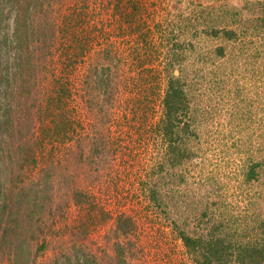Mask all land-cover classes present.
Returning <instances> with one entry per match:
<instances>
[{"label":"rangeland","instance_id":"rangeland-1","mask_svg":"<svg viewBox=\"0 0 264 264\" xmlns=\"http://www.w3.org/2000/svg\"><path fill=\"white\" fill-rule=\"evenodd\" d=\"M49 8L50 20L56 23L55 39L51 53L38 62L42 91H32L40 99L23 92L20 81L14 96L0 99V104L9 100L7 118L11 115L13 119L0 128V144L9 145L13 154V161L8 157L0 161L1 179L13 188L16 184L31 186V180L42 178L43 156H68L70 164H84L83 174L74 175L84 195L75 201L64 177L73 173L56 166L48 170L55 176L60 173L54 179L62 186L56 194L50 192L54 195L50 204L48 197L40 204L28 189L13 209L10 206L3 212L0 205V216L6 219L3 226L11 228L6 238L18 242L8 249L11 240L5 241L0 232V264H199L181 239L180 228L198 230L206 221L205 211L215 213V220L230 218L232 227L240 231L255 225V218H264L262 185L255 181L252 189L244 180L245 164L264 159V0H55ZM68 27L80 37L88 36L82 43L88 50L73 58V66L65 67L71 34L64 28ZM210 28L234 29L238 38L228 39L222 31L217 36L207 34ZM1 32H8L7 28ZM51 32H46L48 38ZM183 41H192L196 52L185 51L183 72L177 66L172 73L181 77L189 92L188 121L194 136L187 147L195 154L175 169L165 162L170 171L164 172V182L162 175L152 173L161 158L168 161L167 144L154 124L162 114L168 75L165 55ZM219 45L226 47V56H216ZM106 47H113V54L122 60L126 76L119 70L120 77L123 81L130 77L131 84L125 80L127 87L122 85L114 106L100 109L103 94L94 67L109 63L100 51ZM200 53L213 59L200 61ZM63 75L72 89L67 115L74 121L73 138L69 135L54 144L46 139L38 148V164L25 171L34 177H22L18 148L33 145V140H25L31 123L37 135L42 134L44 124L52 126L51 116L41 111ZM213 75L217 77L214 81ZM133 80L137 85L157 83L141 92L133 88ZM101 132L112 137L113 143L105 154L104 168L96 170L98 163L90 146L77 143V137L83 133L90 140ZM180 172L185 176L182 183ZM97 174L100 182L89 184L88 179ZM146 181L150 186L162 183L165 204L158 207L152 202L148 187L142 184ZM249 194L262 196L257 207L248 200ZM223 204L229 213H224ZM120 214L135 222L133 230L124 235L115 230ZM41 244L43 249H39ZM117 244L123 249L117 250Z\"/></svg>","mask_w":264,"mask_h":264},{"label":"trees","instance_id":"trees-1","mask_svg":"<svg viewBox=\"0 0 264 264\" xmlns=\"http://www.w3.org/2000/svg\"><path fill=\"white\" fill-rule=\"evenodd\" d=\"M54 1L55 0H0V85L3 83L6 84L3 89L0 88V99L1 96L5 97V99L8 97L10 98V95L14 96V93L16 92L15 87L18 85L19 81V88L23 90V92L26 94L30 93L29 95H32L35 100L40 99L38 96H34L32 89L35 91H42L41 81H39L41 79V72H39L38 62L39 60H42L44 55L48 56L52 51L51 48L55 39L53 33L55 32L56 23L50 20L49 7ZM74 18L82 19L81 16H75ZM262 20L264 22V18H262ZM43 25H47V28H40ZM5 28H7L8 32H1V29ZM50 30H52L51 37L48 38L49 35H47L46 32ZM64 30L66 33L71 34L68 38L70 42L67 44L69 49L65 51L67 53V62L65 63V67H69L76 63V61L73 60L74 57V59H77L88 50L86 49V44H82L84 42L83 40H86L88 36L84 35L80 37L79 33L69 27L64 28ZM219 31H222L228 39L238 38L236 30L229 28H223L222 30H219L218 28H210L209 30H206V33L217 36ZM196 33L197 32L192 34V36L197 35ZM188 50L194 51V53L196 52L195 45L192 41L187 43H185V41L179 43L177 42L171 50H168V53L170 54L165 55L167 59V63L165 64V69L168 73L167 82L162 97V114L159 120L154 124V129L158 132L164 143L167 144L165 159L168 161H163L161 158V160L158 161L159 163L157 164L156 169L152 172L162 175L164 182H166L164 172L169 174L170 171L166 169L167 166L165 162H169L168 165L173 167H171V169H175L174 167L183 165L195 154L194 150L187 147L189 144L188 139L194 136V130L191 128V123L188 121L190 111L189 92L185 90V84L181 77L172 73L175 68L177 69V66L179 67V70L183 72L182 62L186 58L185 51ZM100 51H102V56L109 62L106 65L96 64L94 67V72L99 75L97 77L99 86L97 87L103 94V98H101V101L99 102V106L101 107L100 109H102L105 105L108 107L114 106V100H116L118 95L122 94V85L127 87L124 83L125 80H129V84L131 83L130 77H126L124 81L121 79L119 70L123 72V77L126 76V72L120 66L122 65V60L118 59L117 56L113 54V47H106ZM214 51L216 52L217 57L226 56V47L224 45L216 46ZM36 55L42 56L37 58ZM200 55V61L213 59V56L210 54L205 55L200 53ZM68 70L69 69H67V71ZM213 77L214 79L211 78L213 81L217 79L216 76L213 75ZM133 81V88L138 89V91L141 92L142 90H145V88L149 89L153 86V84L157 83V80L151 82L147 80L150 83L147 82L148 84L146 85H142V83L137 85L135 80ZM210 84L211 83H209V85ZM68 85L69 81L66 76L64 77L63 75V80L62 78H58L52 89L55 94L49 93L46 106L43 111H41L44 113L46 112L45 114L51 116V121L53 123L52 126L45 127L44 124L42 127V134L37 135L35 131H32L34 129L33 122L28 127L29 129H32L25 131V135H28L25 140L27 142L33 140V145L23 147L19 146L18 148V155H20V160L22 161V177L26 176L29 179L34 177V174L31 172L27 174L25 171L32 170L38 164L39 149L41 150V146L47 142L46 139H48L47 143L50 142L54 144L53 142L56 140L64 142L69 138V135L73 138L72 123L74 121L67 115L69 114V102L67 98L71 96L72 91ZM156 86L158 87V85ZM5 99L0 104V108L2 109V113H0V128H2V124L4 122L7 121L9 123L10 121H13L11 115L7 118L10 109L8 104L10 102L9 100L5 101ZM4 102L7 107L3 105ZM12 125H14V122ZM20 130L21 127H19V133H22ZM86 137H88L86 134L81 133L80 136L77 137V143L80 145L90 146L92 157L96 159V161H91L98 163L96 170L104 168V165L108 160L105 154L106 152L108 153L109 148L111 149L112 147V137L103 132L100 134L96 133L95 136L90 138L92 143L90 140L86 139ZM11 151L12 150L9 148V145L2 146L0 144V161H2L3 157H8V160L13 161V154ZM41 160L43 162L40 167L42 178L31 180V186L30 184H16L14 187L16 190H14L13 185H9L1 179L2 167H0V205L3 212L7 210L6 208L11 206V209H13L17 204H19V198H23L25 194L27 195L26 192L29 193V190L32 191V196L39 201L40 204L45 202V199H47L45 197H48L47 200L50 204L54 197V195H50V192L56 194L58 187L62 186V184L61 182H57V179H54L59 176L60 173H56L55 176L53 173L49 172L48 169L57 168L59 166L73 173L64 176L69 181L68 192L69 188L73 189V198L75 201L81 200L84 195V190L82 188L83 185L81 182L78 183V180L76 185L74 175H77L76 177L78 178L80 171H85L84 164L79 162H77L76 165H73V163L70 164L68 156H64L63 159L55 158L52 153L49 155V158L48 156H43ZM48 160L52 165L48 164ZM82 161H84V158ZM245 165L246 167L248 166L247 172L244 173V180H246V184L253 187L252 185L255 181L259 182L262 185L260 193L264 196V159H252ZM261 169L263 171V177H261L262 174H260ZM80 174H83V172ZM149 176L153 177L151 174H148V177ZM100 177L101 175L97 174L95 178L88 179V183L97 185L93 183L100 182ZM208 177L211 178L213 176ZM20 179L22 181L23 178ZM148 180L154 181V179L151 178ZM184 180L185 176L180 172L179 182L182 183ZM149 181L142 182V184L148 187L149 196L152 202L156 206L160 207L163 203H166V201L164 202L163 200V190H161L162 183L159 182L156 185L150 186ZM66 184L68 185V183ZM252 189H254V187ZM213 193L215 192L213 191ZM254 196L255 195L249 194L248 200L252 201L251 203L257 207L258 205H256V201L257 199L260 200L262 196ZM222 207L224 213H229L227 208L228 205L226 206L223 204ZM9 216L10 215H8V217ZM203 216H206V221L201 223L202 225H200L198 230L189 232L185 228L179 229L181 239L183 240L187 250L194 256L197 263H264V218H255V225L250 227L246 226L242 231H240L237 228L232 227L231 219L228 217L215 220V213H210L209 211H205ZM5 220V218L0 216L1 238H4L5 241H9L11 240V237L6 238V235L8 230L11 231V228L10 226H3V222ZM134 226L135 222L130 216L120 214L117 217V226L115 230L118 235H124L132 231ZM10 243L11 245H7L8 249H14V247L18 245L17 240H11ZM123 247L124 246L120 244L116 245L117 250L123 249ZM43 248L44 245L41 244L39 249Z\"/></svg>","mask_w":264,"mask_h":264}]
</instances>
